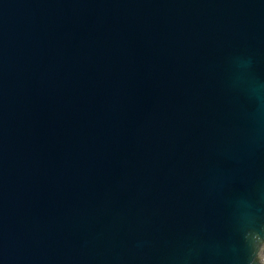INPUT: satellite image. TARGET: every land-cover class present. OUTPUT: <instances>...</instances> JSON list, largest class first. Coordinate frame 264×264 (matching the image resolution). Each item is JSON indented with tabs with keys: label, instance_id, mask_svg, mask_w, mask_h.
<instances>
[{
	"label": "water",
	"instance_id": "1",
	"mask_svg": "<svg viewBox=\"0 0 264 264\" xmlns=\"http://www.w3.org/2000/svg\"><path fill=\"white\" fill-rule=\"evenodd\" d=\"M0 264H264V0H0Z\"/></svg>",
	"mask_w": 264,
	"mask_h": 264
}]
</instances>
